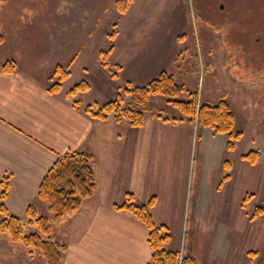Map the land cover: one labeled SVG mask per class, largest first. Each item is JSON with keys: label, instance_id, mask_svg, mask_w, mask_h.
I'll list each match as a JSON object with an SVG mask.
<instances>
[{"label": "crops", "instance_id": "crops-1", "mask_svg": "<svg viewBox=\"0 0 264 264\" xmlns=\"http://www.w3.org/2000/svg\"><path fill=\"white\" fill-rule=\"evenodd\" d=\"M172 4L181 5L187 14L186 0H172ZM180 30L176 25L160 30L157 40L139 45L140 52L133 57L129 50L124 52L127 56L121 50L115 53L124 77L145 82L160 68H170L181 50ZM145 47L151 48L147 55L158 60H145L141 54L148 50ZM164 54L171 56L160 59ZM222 59L226 62V57ZM36 80L34 72L19 67L13 74L0 72V180L10 176L4 203L10 213L23 216L28 205L37 203L38 187L60 156L67 152L93 156V196L54 226V238L66 245L62 264H148L147 229L129 213L113 208L123 203L126 193L133 194L137 204L154 198L151 215L155 224L169 230L167 250L191 256L196 264L259 263L260 247L239 251L238 233L232 234L224 225L216 229L223 219L221 207L228 202L218 195L223 191L233 196L237 175L242 179L241 195L239 199L234 195L232 207H238L254 190L250 170L260 171L259 161L250 165L237 154L229 162L230 177L224 182L226 136L199 129L194 122H162L152 115L145 116L140 128L126 122L116 125L111 117L94 119L74 107L64 92L50 94ZM224 96L209 100L201 94L199 100L216 104ZM237 169L246 170L247 177L236 173ZM258 183L264 184V171Z\"/></svg>", "mask_w": 264, "mask_h": 264}, {"label": "rangeland", "instance_id": "rangeland-1", "mask_svg": "<svg viewBox=\"0 0 264 264\" xmlns=\"http://www.w3.org/2000/svg\"><path fill=\"white\" fill-rule=\"evenodd\" d=\"M123 1L126 8L120 12L117 0H0V67L12 62L14 72L18 67L32 71L38 77L36 81L47 90L58 83L55 69H66L67 78L53 94L64 92L71 104L77 101L76 108L83 111L87 106L94 109L95 105L116 100L119 95L123 96V107H126L130 103L129 97L124 96L127 85L130 88L145 86L163 72L172 75L176 84L185 89L176 100L186 101L188 93H197V101L201 94L209 100L226 95L234 116V131L242 133L234 153H228L226 159L230 162L237 154L258 151L261 169L250 170L254 190L249 194L254 196L244 209L240 202L238 207H232L234 195L237 194V199L241 195L242 179L237 175L233 180V196L223 191L218 195L228 202L221 207L223 219L220 218L216 229L224 225L232 234L238 233L239 251L260 247L257 264H264V184L258 183L259 173L264 171V0H186V15L181 5L174 7L172 0ZM175 25L183 31L177 33L181 50L171 67L160 68L154 78L145 82L126 79L123 66L117 63L114 54L121 50L127 56L130 54L124 52L129 50L133 57L140 52L139 45L156 41L160 30ZM114 32L115 35L109 38ZM126 45L130 46L124 48ZM145 49L148 50L141 53L145 60H158L156 55H147L151 48ZM185 49L196 57L190 60L191 64H183L187 59L182 55ZM105 52L107 68L101 63V54ZM168 56L171 55L164 54L160 59L165 60ZM223 57H226L224 63ZM50 62L52 66L48 72ZM113 72H116L115 77ZM80 84H84L86 90H79L70 97L69 92ZM214 102L208 104L214 105ZM144 115L173 119L180 114L168 104V98L156 95L148 99ZM235 172L245 178L248 175L246 170ZM4 201L0 198L5 205ZM34 205L38 215L49 216L44 203L37 199ZM256 207L262 208L263 214L258 220H250ZM17 217L21 219L24 235L38 233L34 225L27 224L25 212ZM54 226L51 230L53 238ZM0 264H44V260L37 251L0 232Z\"/></svg>", "mask_w": 264, "mask_h": 264}, {"label": "trees", "instance_id": "trees-1", "mask_svg": "<svg viewBox=\"0 0 264 264\" xmlns=\"http://www.w3.org/2000/svg\"><path fill=\"white\" fill-rule=\"evenodd\" d=\"M116 4L120 12L126 8L123 0H117ZM115 35H109L112 38ZM111 50V49H110ZM186 56L183 64H191L194 55L186 49L182 53ZM107 52L101 54L102 66L108 67ZM15 65L12 62L5 63L0 67V72L12 74ZM190 72V71H187ZM57 82L48 88L50 94L60 90V84L64 81L68 72L66 69L57 67L54 72ZM116 76V72L112 73ZM86 90L84 84L76 85L70 92V97L77 91ZM185 92L182 85L176 84L173 76L163 72L147 85L137 88L126 86L124 96L129 97L130 103L123 107V96H118L116 100L109 101L103 105H95L85 108V113L94 119L106 120L111 117L116 125L127 123L132 128H140L144 124V108L150 97L159 95L168 98V104L175 108L180 114L176 118H166L158 116L162 122H195L199 129H209L212 133L226 136V150L231 153L236 144L242 137V133L234 131V116L231 107L226 101L225 96L216 104L198 103L197 93H188L186 101L176 100ZM74 107L78 102H72ZM198 106V107H197ZM241 159L250 165H255L260 159L258 151H249L241 155ZM226 173L222 181L229 179V161L224 162ZM95 174L93 169V156L84 152H67L60 156L43 177L38 190L37 199L46 205L49 216L38 215L34 204L27 206L25 218L28 225H34L38 233L28 235L23 234L21 219L9 212L6 206L0 202V232L7 233L12 241L22 242L25 247L37 251L44 260V264H62L66 245L51 237V230L54 225L59 224L64 216L77 212L83 201L93 196L95 190ZM0 198L5 200L9 190V176H4L0 181ZM246 195L241 202V207L251 198ZM155 205L154 198L145 204H137L133 194L126 193L122 204L114 205L117 211H125L140 222L148 231L147 242L151 249L148 264H196L194 258L188 255H181L166 249L170 242V233L166 226L154 223L151 211ZM263 210L256 207L250 214L249 219L255 220L261 217ZM43 236L46 238L44 239ZM181 255V256H180Z\"/></svg>", "mask_w": 264, "mask_h": 264}]
</instances>
